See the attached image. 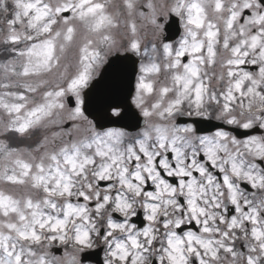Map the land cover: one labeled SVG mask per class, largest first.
Segmentation results:
<instances>
[{"label": "snow or ice", "instance_id": "obj_1", "mask_svg": "<svg viewBox=\"0 0 264 264\" xmlns=\"http://www.w3.org/2000/svg\"><path fill=\"white\" fill-rule=\"evenodd\" d=\"M0 264H264V0H0Z\"/></svg>", "mask_w": 264, "mask_h": 264}]
</instances>
